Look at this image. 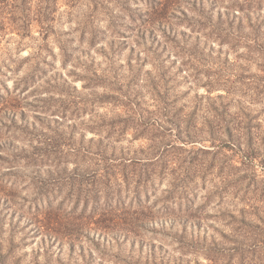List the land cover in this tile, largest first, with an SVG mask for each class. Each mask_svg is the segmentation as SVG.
<instances>
[{"label":"rangeland","instance_id":"obj_1","mask_svg":"<svg viewBox=\"0 0 264 264\" xmlns=\"http://www.w3.org/2000/svg\"><path fill=\"white\" fill-rule=\"evenodd\" d=\"M0 264H264V0H0Z\"/></svg>","mask_w":264,"mask_h":264},{"label":"trees","instance_id":"obj_2","mask_svg":"<svg viewBox=\"0 0 264 264\" xmlns=\"http://www.w3.org/2000/svg\"><path fill=\"white\" fill-rule=\"evenodd\" d=\"M162 36L164 38H166L167 40H170L172 38V36L170 35V33H168V31H163L162 32ZM171 37V38H170ZM9 161H8V167L14 169L16 167H28L32 164V158H27V157H15L12 156L10 154V156L8 157ZM106 162H108L107 159H105ZM126 160H123L122 165L124 168L128 167V166H132L135 162L134 161H129L128 164H126ZM151 164V163H150ZM148 165V164H145ZM112 166V164L107 163L105 169H109V167ZM104 170L105 174H100L103 176H106L107 171ZM126 173H122L121 174V178L123 180L124 185L127 184L128 185V181H129V177L130 176H134L137 178V180L139 179V182H142V177L145 173H141V172H136L134 170L129 171L125 170ZM134 171V172H133ZM91 176H94V174L92 173ZM114 176V175H112ZM111 176V177H112ZM119 176V174H118ZM110 177V178H111ZM109 178V179H110ZM94 180V178H92ZM108 178L103 182L105 186L109 185V180ZM148 179V178H145ZM115 180H117V178L115 177ZM133 180V178L131 179ZM95 181V180H94ZM138 188V187H137ZM86 194L87 190H83ZM90 192H92L90 190ZM86 196H88V194H86ZM89 198V197H88ZM86 198V199H88ZM166 199V198H165ZM104 202L102 203L103 207L100 208L101 212L98 213V210L93 211L92 216L97 215V217H95V222L94 223H100L101 225V229L105 232H113L114 228H116L115 226L119 225L121 226V229H123V233L124 234H137V233H141V232H148L147 228L145 227L146 222L150 221L151 223L154 222L155 224V219L156 216L155 214L152 212V210H148L147 214L145 212H143L142 210H134L133 208H129V207H124L122 204H120V202H117V205L115 206V203H113V201L110 198V194L108 192L105 193V196L103 197ZM167 200H169L167 198ZM172 203V201H171ZM97 204V203H96ZM49 205V204H48ZM180 205V204H179ZM170 206V204H169ZM168 205H165L162 207L163 213H168V210L170 211ZM32 207V205L30 206ZM97 205H94L92 208H97ZM74 208V207H73ZM31 209V208H30ZM35 211H36V215L35 217L38 219V213H40V217L41 219H38V222H44V225H46L47 227H51L50 230H52V232L55 233H59V231L62 230H66V233L70 232L69 234H73L74 230L75 233L78 232V222L81 221V219H83V215H80V217H75L74 215H72V213H68V215L66 216H61L59 214V211H61V208H57V209H53L52 206H46L44 207V209L39 212V208L38 207H34ZM179 210L180 212L182 211V205L179 206ZM181 214V213H180ZM147 215V216H146ZM89 217L90 218H92ZM149 218L148 220H145L144 217ZM35 218V219H36ZM36 219V220H37ZM161 229L158 230L156 227H152L150 234H151V238H160V237H164L166 236V231H165V227L162 223H160ZM116 230H119L118 228H116ZM147 230V231H146ZM64 232V231H62ZM68 234V235H69ZM67 235V236H68ZM66 236V235H65ZM119 236L115 235L114 239L115 240H119Z\"/></svg>","mask_w":264,"mask_h":264}]
</instances>
